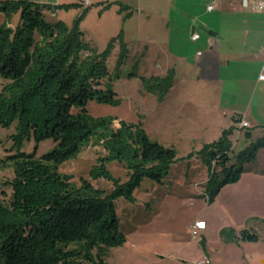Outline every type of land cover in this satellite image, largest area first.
<instances>
[{"label":"trees","instance_id":"trees-1","mask_svg":"<svg viewBox=\"0 0 264 264\" xmlns=\"http://www.w3.org/2000/svg\"><path fill=\"white\" fill-rule=\"evenodd\" d=\"M45 8L27 1H0L5 18L0 24V127L15 125L16 130V151L6 157L12 173L5 183L9 194L6 203H0V264H105L94 250L125 242L113 201L131 200L144 178L161 184L177 160L176 151L150 141L140 125L121 122L114 129L112 119L89 115V101L116 105L105 68L113 45L97 53L84 41L79 25L86 10L66 26L46 21ZM11 12L20 13L14 28L7 23ZM120 49L122 63L126 49L121 44ZM169 77L172 73L163 79L140 80L165 93ZM226 135L224 131L222 137ZM31 136L36 143L51 140L53 149L39 158L22 153L23 140ZM92 140L102 141L104 150L96 158L98 166L89 172L93 179L111 180L106 164L127 162V182L109 195L94 190L84 179L76 187L69 176L57 172L58 165ZM224 141L203 148L204 155L207 148H219L209 151V163L221 167L222 177L220 183L211 180L215 188L209 201L242 173L241 164L228 158L230 145ZM259 148H264V137L250 148L247 162ZM229 240L256 243L258 238L243 229L231 232Z\"/></svg>","mask_w":264,"mask_h":264},{"label":"rangeland","instance_id":"rangeland-1","mask_svg":"<svg viewBox=\"0 0 264 264\" xmlns=\"http://www.w3.org/2000/svg\"><path fill=\"white\" fill-rule=\"evenodd\" d=\"M84 13L81 22L86 16ZM20 13H9L7 23L16 27ZM5 18L0 11V24ZM49 23L55 19L46 17ZM80 22V23H81ZM90 32V19L88 21ZM142 37L147 32L140 28ZM115 45V43H110ZM98 49L100 53L107 49ZM105 59V68L112 81L113 97L116 105L102 104L89 101L87 110L93 118H110L112 127H119V123L140 125L150 141L173 148L176 151V162L170 165L167 175L161 184L144 178L139 187L134 190L131 200L118 198L113 201L114 211L120 231L125 236V242L116 248H100L94 250L105 264H196L204 259L208 264H264V206L246 202L240 203L233 199L237 194L230 188L224 190L220 204L209 201L216 183H220V166L209 163V151L206 155L203 148L212 143L226 142L229 144L228 158L231 163L241 164L242 172L254 167L264 170V156L256 157L257 162L249 159L248 151L256 143L250 140L245 132L227 129V135L222 137L219 128L210 123L200 127L193 122L195 113L187 112L182 100L184 80L169 77L170 86L167 92L159 93L154 83L141 82V78L149 79L161 71V66L155 58H142L141 55L124 58L121 63L122 49L118 46L110 48ZM121 56V57H120ZM141 66L143 67L142 69ZM168 79V78H167ZM166 80V79H165ZM168 82V81H167ZM166 82V83H167ZM1 83V82H0ZM150 87V88H148ZM163 89L166 87L163 85ZM173 89L172 92H169ZM197 88V87H196ZM169 92V93H168ZM197 93V91H196ZM198 98V96L194 97ZM205 98V97H204ZM203 106L196 105L198 114L203 115ZM197 115V114H196ZM233 126V125H232ZM233 128V127H232ZM232 130V131H231ZM220 134V135H218ZM16 135L15 125L9 128L0 127V203L5 204L9 189L5 185L11 178V167L6 160L14 154ZM54 147L51 140L46 139L38 143L31 136L24 139L20 151L34 154L39 158L50 152ZM257 153V152H256ZM104 154L102 141L92 140L73 158L58 165L57 172L69 176L70 182L78 186L80 179L87 180L94 190L109 195L117 185L125 184L128 180L126 160H113L106 164L112 177L111 180L93 179L90 170L98 166L96 160ZM246 175V174H245ZM243 185L246 183V176ZM256 179H258L256 177ZM264 186V179L261 180ZM242 187V186H241ZM233 199V200H232ZM204 223V230L191 236L195 223ZM246 229L256 235V243H238L230 241L231 232L238 234ZM225 231L224 236L220 235ZM243 256V258H242Z\"/></svg>","mask_w":264,"mask_h":264},{"label":"crops","instance_id":"crops-1","mask_svg":"<svg viewBox=\"0 0 264 264\" xmlns=\"http://www.w3.org/2000/svg\"><path fill=\"white\" fill-rule=\"evenodd\" d=\"M10 1L46 7L45 19L50 17L66 26L86 10L79 25L84 41L96 52L107 43L116 47L118 42L126 49V59L134 49L133 56L150 55L161 64L156 66L161 71L152 77L163 79L170 73L174 79L181 77L184 109L195 113L193 122L199 127L210 123L220 129L219 133L229 128L237 134L241 130L256 142L264 137V81H258L264 50V12L241 5L242 1L264 0H87L88 6L83 5L85 0ZM208 6L212 7L210 11ZM89 19L88 33L84 27L89 26ZM142 24L145 37L140 33ZM193 34L198 35L195 41L191 40ZM196 105L203 106L199 111L203 115L198 114ZM236 115L250 128L240 129L234 121ZM259 154L264 156V148L258 149L254 162ZM262 179L264 170L252 167L242 172L236 183L222 187L213 202L220 204L224 190L230 188L236 190L233 199L237 202L245 200L263 207ZM256 217L264 221V217Z\"/></svg>","mask_w":264,"mask_h":264},{"label":"built area","instance_id":"built-area-1","mask_svg":"<svg viewBox=\"0 0 264 264\" xmlns=\"http://www.w3.org/2000/svg\"><path fill=\"white\" fill-rule=\"evenodd\" d=\"M83 5L84 6H88L89 2L87 0H85V1H83ZM241 5L244 8H249V9H251L254 12H260V13L264 12V1H251V2L242 1ZM211 8H212L211 6H208L207 10L210 11ZM197 39H198V35L197 34H193L192 37H191V40L195 41ZM262 56H263V60H262L261 68H260V73L258 75V81H264V50L262 52ZM234 121L237 123V125H238V127L240 129H249L250 128V125L244 120V118H242V117H240L238 115L234 116ZM203 228H204V223L203 222L202 223H195L193 225V227H192L191 236L195 237L196 233L198 231L204 230ZM196 264H208V261L204 259L202 262H198Z\"/></svg>","mask_w":264,"mask_h":264},{"label":"bare ground","instance_id":"bare-ground-1","mask_svg":"<svg viewBox=\"0 0 264 264\" xmlns=\"http://www.w3.org/2000/svg\"><path fill=\"white\" fill-rule=\"evenodd\" d=\"M199 225V224H198ZM201 227V226H200ZM201 229V228H200Z\"/></svg>","mask_w":264,"mask_h":264}]
</instances>
